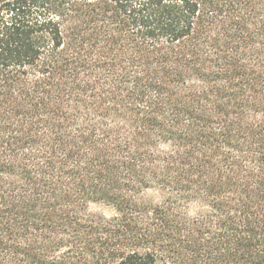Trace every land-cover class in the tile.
<instances>
[{
    "label": "trees",
    "instance_id": "16d2710c",
    "mask_svg": "<svg viewBox=\"0 0 264 264\" xmlns=\"http://www.w3.org/2000/svg\"><path fill=\"white\" fill-rule=\"evenodd\" d=\"M0 264H264V0H0Z\"/></svg>",
    "mask_w": 264,
    "mask_h": 264
}]
</instances>
